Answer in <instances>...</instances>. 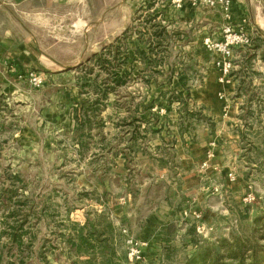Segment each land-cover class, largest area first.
Listing matches in <instances>:
<instances>
[{
  "label": "rangeland",
  "instance_id": "1",
  "mask_svg": "<svg viewBox=\"0 0 264 264\" xmlns=\"http://www.w3.org/2000/svg\"><path fill=\"white\" fill-rule=\"evenodd\" d=\"M142 1L152 8L165 3ZM4 2L0 22L6 26L13 16L26 26L25 11ZM245 3L242 23L253 42L233 50L223 82L214 49L222 35L219 12L197 5L183 16L154 13L156 7L139 20L132 13L121 55L128 75L114 90L111 69L91 57L122 28L109 42L88 49L82 43L88 51L70 67L76 71L51 88L68 100L53 103L43 83L30 85L35 70L13 78L34 103L28 110L26 103H0V264H185L195 245L254 240L256 217L264 215V0ZM146 16L159 26L143 24ZM160 26L168 46L154 64L147 43ZM136 47L148 58L140 59ZM180 73L185 87L172 82ZM214 76L234 86L230 94L216 93L225 103L221 115L210 112ZM86 221L88 231L95 229L88 236L93 247L76 251L69 243Z\"/></svg>",
  "mask_w": 264,
  "mask_h": 264
},
{
  "label": "crops",
  "instance_id": "2",
  "mask_svg": "<svg viewBox=\"0 0 264 264\" xmlns=\"http://www.w3.org/2000/svg\"><path fill=\"white\" fill-rule=\"evenodd\" d=\"M120 1L122 4L117 8L114 0H101V4L100 0H10L14 10L25 11L28 22L26 26H23L20 20L13 16H10L11 23H6V26L0 22V95L5 97L0 99V103L10 105L21 102L26 103V110L30 108L29 104L34 103L33 97L24 92L19 93L20 87L15 84L13 78L31 69L44 79L41 90L46 95H42L48 100H53V103H57L60 98L68 100L67 94L52 92L51 88L61 83L58 80L76 71V68L70 67H76L80 63L88 51L86 49L92 43H103L105 40L109 42V38L114 40L119 35L116 34V28H122L124 32L131 23L132 13L141 8L139 13L143 14L148 11V8L151 7L149 10L152 11L156 7L154 13L162 11L165 15L170 10L181 13L183 16L187 10L195 9V5L188 0H161L165 3L159 7L155 4L153 8L152 3L146 6L142 0ZM3 4H6L4 0H0V5ZM197 7L200 6L197 5ZM217 10L221 24H239L247 19L245 0H232L229 21L225 20L220 9L217 8ZM120 11L123 15L116 16L115 13ZM160 15L163 16V14ZM208 16L215 15L208 14ZM88 35L94 39L89 40ZM82 43L86 45V49L82 47ZM66 68L70 69L63 71ZM175 74L171 77L172 82L174 78L176 84L180 85ZM214 77L217 87L212 92H218L213 95L214 103L210 105V112L221 115L224 112L225 103L222 98L216 97V93L230 94L234 86L233 82L220 84L216 76ZM51 81H53L52 84ZM85 119H88V115Z\"/></svg>",
  "mask_w": 264,
  "mask_h": 264
},
{
  "label": "trees",
  "instance_id": "3",
  "mask_svg": "<svg viewBox=\"0 0 264 264\" xmlns=\"http://www.w3.org/2000/svg\"><path fill=\"white\" fill-rule=\"evenodd\" d=\"M141 10V8L139 9ZM139 10L136 12L137 19H141V13ZM155 19L154 17L146 16L143 24H151L153 29L159 24L151 23ZM159 31H153L150 34V41L148 45V53L154 55V59H150L154 64L157 62V55L167 49L168 40L165 28L160 26ZM129 28H127L121 36H118L113 42L106 45L100 52L95 53L91 58L99 66L100 69H111V80L109 84V90H114L116 87L122 86L125 83V77L128 75L127 71H122L121 66L126 63L127 58H123L121 55L126 49L125 41L128 38ZM145 32L138 33V41L143 42V36ZM143 35V36H142ZM258 38V37H257ZM253 42V41H252ZM257 42V40H256ZM254 48H257V44H254ZM254 54V53H253ZM136 55L140 59L148 58L147 51L142 48L136 47ZM254 57V55H252ZM248 57L247 63L250 62L251 57ZM90 58V59H91ZM113 62V64H112ZM115 62V64H114ZM163 62V56L158 60V63ZM111 65V67H110ZM178 82L182 87L186 86V80L183 73L178 74ZM106 93H104L105 95ZM182 92H177V100L182 101ZM139 120V119H138ZM87 121L78 123L79 126H85ZM254 240H244L241 237L232 236V238H220L215 242L205 244L204 246L195 245L194 251L187 257L185 264H264V215L256 217ZM110 225H107L109 228ZM95 229L91 232L88 231V221L83 226H79L76 231V235L71 237L70 246L74 247L76 251L88 252L91 245V240L88 238L90 234H94ZM18 235H14L13 238Z\"/></svg>",
  "mask_w": 264,
  "mask_h": 264
},
{
  "label": "built area",
  "instance_id": "4",
  "mask_svg": "<svg viewBox=\"0 0 264 264\" xmlns=\"http://www.w3.org/2000/svg\"><path fill=\"white\" fill-rule=\"evenodd\" d=\"M181 1V0H178ZM193 5L204 6L211 9L219 8L226 21L231 19L232 0H188ZM221 38L214 44V49L221 55L217 61L220 70V82L226 81L232 68L233 50L250 47L253 41L252 32L247 28V24L241 23L233 25L225 23L221 27ZM28 83L34 87H40L43 77L35 72L28 74ZM252 197L248 194L244 201L250 202Z\"/></svg>",
  "mask_w": 264,
  "mask_h": 264
}]
</instances>
